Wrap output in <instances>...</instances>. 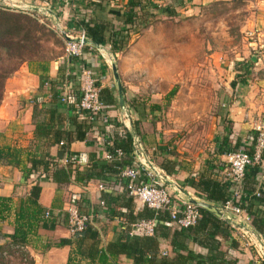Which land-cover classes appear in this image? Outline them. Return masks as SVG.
Returning a JSON list of instances; mask_svg holds the SVG:
<instances>
[{
    "label": "trees",
    "instance_id": "16d2710c",
    "mask_svg": "<svg viewBox=\"0 0 264 264\" xmlns=\"http://www.w3.org/2000/svg\"><path fill=\"white\" fill-rule=\"evenodd\" d=\"M93 1L95 2V0L91 2ZM171 1L178 5H183L184 2V0ZM173 3L159 5L149 2L144 5L141 0H130L128 2L130 8L125 15L124 23L130 24L134 31L140 25L145 27L149 23L148 18L156 15L157 11L174 14ZM80 25L84 27L88 39L92 42L107 40L114 52L122 51L130 38L124 29L118 31L109 29L110 23L104 20L90 17L87 21H80ZM38 33H41L42 37L48 34L43 25L38 24L34 18L21 11L0 9V104L6 80L24 63L32 72L43 78V84L47 83L50 90L48 107L41 105L38 100H32L34 102L31 120L33 137L28 146L22 147L11 143L0 145V165L17 167L25 178L32 180L28 194L21 197L17 204L11 197L0 196V221L11 214L14 227L9 246L11 243L26 246L32 242L37 237V230L42 226V222L47 229L53 228L56 224L57 216L39 202L42 182L53 183L58 189H62L70 184L85 185L90 180H98L107 188V184L109 186L113 184L109 178H113L114 181L120 180L121 170L130 166L133 156L132 132L124 129L120 122L111 117L103 121L99 115L92 116L77 107L79 90L69 93L66 99L62 100L59 87L67 77L60 74L56 79H48L47 75L50 63L60 56L44 57L41 37ZM60 40L58 39L57 42L62 45ZM246 72L245 69L244 73ZM95 81L100 88L99 97L106 106L104 110L106 111L116 103L114 93L108 87H102L96 76ZM173 92L174 90L170 91L169 96ZM68 110H71L72 114L68 115L66 113ZM66 124L69 126L67 127ZM108 124L117 130L108 134L105 131ZM93 128H97V132L104 137L105 151L102 158L96 156L95 152L88 153L87 166L80 169L79 163L72 161H82L83 155L71 151L70 144L75 140H84L86 134ZM133 131L139 135L145 146L143 141L145 137L143 138L140 128L134 125ZM55 145H58L60 151L68 158L67 163L61 164L51 156L50 148ZM222 148L225 146L223 145ZM118 149L122 151L120 157L116 154ZM106 153L111 154V160L105 158ZM263 155L264 153L261 155V160ZM255 169L257 165L250 166L245 174L248 175ZM219 177V172L212 164L198 177L192 176L194 188L200 192L204 200L218 208L231 196L230 184L221 181ZM122 193V197L117 196L123 199L117 214L124 220V229L115 239L101 245L98 232L92 231L91 226H87L83 235L74 234L68 238L49 240L44 248L71 246L67 264H238L233 249L234 240L230 239V228L226 221L212 210L197 205L200 212L197 222L187 228L178 229L171 224L166 213L156 214L147 206L135 212L133 197L128 195L127 191ZM78 199L77 195H71V201L80 207ZM104 202L107 204L106 201ZM245 202L244 208L251 215L250 224L253 230L264 236V191L259 195L249 196ZM45 211H49L48 217L44 216ZM61 217L67 224V212ZM154 218L156 222L153 235H145L141 229L132 227L140 220ZM228 238L229 246L224 249L222 239ZM194 244L205 251L194 250L192 248ZM5 248L6 244L0 238V264H7L2 255ZM162 250H166L167 253L162 255Z\"/></svg>",
    "mask_w": 264,
    "mask_h": 264
},
{
    "label": "crops",
    "instance_id": "0c3cea01",
    "mask_svg": "<svg viewBox=\"0 0 264 264\" xmlns=\"http://www.w3.org/2000/svg\"><path fill=\"white\" fill-rule=\"evenodd\" d=\"M23 1H29L32 4L34 3L33 5L38 8L48 10L55 21L62 23L67 28H74L73 34H77L79 28L83 27L80 25V21H87L90 17L95 20L109 22L111 25L109 29L113 28L114 31L123 29L125 32L127 31L125 29L127 23H124V21L125 15L130 8L128 5L130 0H95V2L79 0ZM141 1L144 5L149 2H158L157 0ZM117 24L122 25L119 27ZM145 33L147 31L143 33L140 31L137 39L130 37L124 53L122 52L123 50L114 52L107 40H96L92 42L89 39L92 47H86L83 58H70L61 55L56 60H53L49 65V71L47 73L48 79H56L60 74H64L67 78L62 81L63 83L59 87V94H65L66 92L72 93L73 91L77 92L78 90L80 91V80L78 76L80 69L84 66L90 68L94 75L98 77L100 85L102 87H108L114 93L116 103L107 110V113L109 117L119 122L121 105L118 99L117 85L113 76L112 65L110 64V59L112 58L122 83L124 105L131 113L132 120L129 124L131 130L133 131L134 125L140 128V131L143 133V138L145 137L143 141L147 154L153 163L161 168L165 175L168 176V179L165 181V186L169 189L171 199L179 205L185 202H191L192 199L207 202L192 185V176L194 178L198 177L201 172L206 171L212 164L214 169L216 167V171L219 172L221 181L225 182L223 170L226 164V152L233 150L252 152L253 137L255 136L252 123H256V121L261 120L260 117H264V95L253 98L255 93L258 95L253 85H247V87L243 85L240 87L239 93L241 95L239 96H242L246 100L243 106V113L239 118L233 117L234 113H230L231 117L228 120L230 126H232L225 132L217 133V135L213 136L215 144L213 145L212 153L208 154L199 150L192 156L176 157V155L172 154L175 152V145L170 142L169 135H167L164 129L165 123L162 122L159 113L155 111L154 105L151 106L149 104L153 102L154 95H151L152 99L150 97V100L147 101V97H145L146 90L141 85L128 81V77H132V68L134 66L131 69L125 70L127 75L122 71L123 67L119 66L120 61L123 60L127 62L133 59L139 61L148 59V55L150 54H147L148 50L142 47L143 41L141 40V37ZM138 48L140 51H137ZM239 77L245 80L243 75H239ZM42 79L39 74L32 72L29 66L24 63L6 80L3 99L0 104V145L11 143L22 147L28 146L29 141L33 137L31 120L34 102L31 103V100L34 101L35 99L40 101L39 103L44 107L50 105L49 86L47 83L43 84ZM139 99L144 100V103L138 101ZM66 113L70 115L72 111L68 110ZM66 126L68 127L69 125L66 124ZM96 129H91L86 134L84 140H75L70 144L71 151L79 152L83 155V160L78 161L80 169L87 166L86 160L88 153L95 152L96 156L103 157L105 139ZM115 129L117 130L114 126H106L105 131L110 134V131L113 132ZM223 145L225 148H222ZM177 151L179 152L180 150L177 149ZM177 151L176 153H178ZM188 152L191 153V151ZM50 154L59 163L64 164L63 159L65 154L60 151L58 145L50 148ZM109 179H111V183L113 184L109 186L105 182L108 185L106 188L107 191L99 189V184L103 182L98 180H90L85 185L70 184L62 189H58L53 183L42 182L39 202L45 209L52 211L57 216V220L51 229L45 228L42 222V226L37 230V237L26 245L27 253L30 256V264H67L71 246H52L48 248H44V246L49 240L52 241L72 236L69 232L68 222L66 224L62 221L61 217L65 215L66 209L70 205L76 206L71 201L72 194L77 195L79 198L80 207L78 208L80 211L93 214L88 226H91L92 231L98 232L101 245H105L108 241L117 237L121 230L124 229V220L117 214L120 211V202L123 203V199L117 198V196L120 195L122 197V192H126V190L121 179H117V181H114L113 178ZM140 179L142 181L146 180L143 177H140ZM31 185L32 180L25 178L19 168L10 165H0V196L11 197L15 204H17L21 197H25L28 194ZM110 190L116 192L110 193ZM242 190L245 201L249 196L264 191V155L261 162L257 165V169L248 175L245 174ZM100 201H103V204H100ZM133 203L135 212H138L145 206L135 200H133ZM222 216H220L221 219ZM226 224L230 228L228 221H226ZM13 228L11 214L0 221V238L6 244L3 252L9 254V257L2 254L7 264H13L12 260L18 258L13 254L8 245ZM239 228V226H236L235 229L230 228V239L234 240L233 249L238 264H260V261L256 259L257 255L255 251L257 252V249L250 245L245 235L241 231H238L240 230ZM252 231H254L253 228ZM230 239H222L224 249L228 248ZM192 248L200 252L205 251L196 244L192 245ZM123 261H125V258H123Z\"/></svg>",
    "mask_w": 264,
    "mask_h": 264
},
{
    "label": "rangeland",
    "instance_id": "374dc122",
    "mask_svg": "<svg viewBox=\"0 0 264 264\" xmlns=\"http://www.w3.org/2000/svg\"><path fill=\"white\" fill-rule=\"evenodd\" d=\"M157 1L159 5L173 3ZM2 5L0 0V9ZM173 9L174 14L155 12L148 25H140L135 31L130 24L131 30L125 26L132 39L147 31L141 40L150 55L141 61H120L119 66L126 75L125 70L134 66L128 81L146 90L147 101L154 95L149 104L165 123L164 129L175 145L172 154L178 158L199 150L210 154L213 136L232 126L230 113L237 118L243 113L246 100L239 96L240 87L253 85L258 93L253 98L264 95V0H184L183 5L173 3ZM32 14L27 15L48 33L46 37L38 33L44 57L65 55L63 40L50 18L42 12ZM255 253L264 264V257ZM12 263L23 264L18 258Z\"/></svg>",
    "mask_w": 264,
    "mask_h": 264
},
{
    "label": "built area",
    "instance_id": "2783aa9c",
    "mask_svg": "<svg viewBox=\"0 0 264 264\" xmlns=\"http://www.w3.org/2000/svg\"><path fill=\"white\" fill-rule=\"evenodd\" d=\"M90 2L92 0H79ZM159 4V3H157ZM2 9L11 11H21L33 16L32 12L37 11L44 13L51 21V25L58 32L64 43L65 56L70 58H83L84 49L91 48L92 43L89 41L84 27H80L77 34H73L74 28H67L62 23L55 21L50 12L44 8H38L29 1L23 0H3ZM79 18V16H78ZM77 19V17H75ZM131 26V25H130ZM127 28L130 27L127 25ZM130 30V29H129ZM128 30V31H129ZM126 31V32H128ZM113 59H110L112 65ZM80 80V98L77 107L81 110L94 115H99L103 121H107L109 117L106 106L99 97V86L96 84L95 75L90 68L82 67L79 71ZM69 93H61L62 100L66 99ZM31 103L33 101L31 100ZM119 122L124 129L132 132L131 145L133 150L132 165L121 170L119 177L123 182L124 188L128 195L133 199L153 209L156 214L166 213L170 222L178 228H187L194 225L200 217L197 205L192 202H185L181 205L175 203L171 199V195L165 181L168 176L164 171L157 167L147 154L146 148L139 135L131 130L129 125L132 117L131 113L125 105H121V113ZM256 123L253 127L256 135L252 146V153L243 150L228 151L225 154V168L223 170L224 181H227L231 191L230 198L219 208L222 212V219L229 222L230 228L235 229L239 226L241 233L248 239L250 245L257 249L260 257H264V236L252 231L251 215L245 210V197L242 190L243 179L248 167L258 165L261 162V155L264 152V119ZM110 124H108L109 126ZM111 126V125H110ZM123 129V130H124ZM123 130L121 132H123ZM118 157L122 155L121 150H116ZM105 158L111 160V154L106 153ZM68 158L64 156L63 163H67ZM78 163L77 161H72ZM143 177L144 181L140 179ZM100 190H106L104 183L99 184ZM256 195H259L257 192ZM103 204V201H100ZM67 220L69 232L71 235L84 231L91 222L93 214L82 212L78 207L70 205L67 209ZM45 217L49 216V211H45ZM155 218L150 220H140L133 224V229H141L145 235H153ZM10 249L23 264H30V256L26 251V246L19 244H10ZM166 250H162L161 254H166ZM9 257L7 252L2 253Z\"/></svg>",
    "mask_w": 264,
    "mask_h": 264
},
{
    "label": "water",
    "instance_id": "95a60500",
    "mask_svg": "<svg viewBox=\"0 0 264 264\" xmlns=\"http://www.w3.org/2000/svg\"><path fill=\"white\" fill-rule=\"evenodd\" d=\"M112 72H113V76H114V79H115L116 85H117L119 103H120V105H124L123 87H122V83L120 81V78H119V75H118V71H117V68H116V65H115L114 62L112 63ZM191 202L193 204H195V205L206 207V208L212 210L213 212H215L217 215L222 216V212L214 204H211V203H208V202H204V201H198L196 199H192ZM84 233H85L84 231L77 232L75 234V236L83 235Z\"/></svg>",
    "mask_w": 264,
    "mask_h": 264
}]
</instances>
